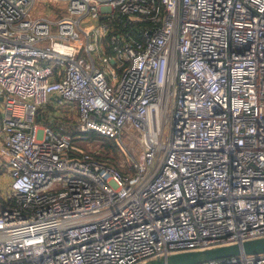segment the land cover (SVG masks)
<instances>
[{
  "label": "built area",
  "instance_id": "1",
  "mask_svg": "<svg viewBox=\"0 0 264 264\" xmlns=\"http://www.w3.org/2000/svg\"><path fill=\"white\" fill-rule=\"evenodd\" d=\"M51 1L56 19L0 0V264H135L264 235V0ZM48 103L77 109L75 134L37 120ZM91 134L123 147L121 167L75 144Z\"/></svg>",
  "mask_w": 264,
  "mask_h": 264
},
{
  "label": "rangeland",
  "instance_id": "2",
  "mask_svg": "<svg viewBox=\"0 0 264 264\" xmlns=\"http://www.w3.org/2000/svg\"><path fill=\"white\" fill-rule=\"evenodd\" d=\"M62 3H64V1H59V3L55 2L52 3L51 0H36V2L34 3V5L31 7L30 9V14L32 17H36L40 14H47L50 15V17H52L53 19H56V16L54 14L55 9L58 10V12L60 14L65 12L64 7L62 6ZM98 18H94L91 17L90 15H86L83 18V23L84 25H89L91 23H97L98 22ZM99 21H102L101 19ZM54 29H56V25H54ZM101 37V36H100ZM92 39H94L92 37ZM46 40H43L41 42H46ZM100 42H104V39H101ZM106 49L105 47H101V51L104 52ZM93 55L95 57V60L97 63H99L101 66H104V64L97 58V53L96 51H93ZM113 69L115 70V66L113 65ZM108 79H110V74H107ZM2 103V101H0V104ZM63 107L66 106H59V107H54L53 111L58 109L59 114L58 117H64L63 121H60V125L64 124L69 130L73 129V125L74 123H76L77 119V113H71V116H67L65 118V116H61V111L64 109ZM50 110H52V107L49 108ZM74 109V108H73ZM45 111V110H44ZM71 112V110L69 111V113ZM44 116V115H43ZM69 117V118H68ZM40 123H43L42 121ZM60 125L58 127H55L56 129L60 130ZM106 141L108 143H115L116 145V150L114 149H109L106 145ZM84 144L86 145L85 147L88 149H91L92 151H104L108 156H116L114 160H110V162H112V164L121 167L120 166V162L122 160L125 159L126 154L124 153L123 147L115 140H109L108 138L105 137H100L97 136L96 134H91V140L89 142H85L83 141ZM123 145L128 147L132 152H134L135 154H138V141L135 139H133L132 137H128L126 135H124V138L122 139ZM5 166V168H4ZM7 164H6V158L4 157V154L1 152L0 150V189L3 191H5V189L8 187L9 183H10V175L7 173ZM127 167H129V165L127 164Z\"/></svg>",
  "mask_w": 264,
  "mask_h": 264
},
{
  "label": "water",
  "instance_id": "3",
  "mask_svg": "<svg viewBox=\"0 0 264 264\" xmlns=\"http://www.w3.org/2000/svg\"><path fill=\"white\" fill-rule=\"evenodd\" d=\"M264 252V235L248 237L230 243H222L197 249L173 251L150 257L135 264H193L205 259L231 254Z\"/></svg>",
  "mask_w": 264,
  "mask_h": 264
},
{
  "label": "trees",
  "instance_id": "4",
  "mask_svg": "<svg viewBox=\"0 0 264 264\" xmlns=\"http://www.w3.org/2000/svg\"><path fill=\"white\" fill-rule=\"evenodd\" d=\"M135 33L137 35H139L140 33L135 31ZM134 33V34H135ZM135 34V35H136ZM52 107V110H50L49 108ZM53 105L52 103H48L44 106H41L38 110V113H37V120L38 121H42L43 123H47V124H50V125H55L57 126L58 125V122L60 123V121L62 122L64 117H58V114L56 113V110H54V114H53ZM45 110V111H44ZM44 115V116H43ZM73 134H75V130L74 129H71L70 130ZM74 141H75V144L79 145V146H83L85 147L86 145L76 136H74ZM106 145L109 149H114L116 150V145L115 143H108L106 141ZM73 153H79L78 151H75V150H72ZM95 154H97V156L101 159V160H104L106 162H109L112 164V162H110V160H114L116 156H108L104 151H93ZM111 158V159H110ZM5 168V166H4Z\"/></svg>",
  "mask_w": 264,
  "mask_h": 264
},
{
  "label": "crops",
  "instance_id": "5",
  "mask_svg": "<svg viewBox=\"0 0 264 264\" xmlns=\"http://www.w3.org/2000/svg\"><path fill=\"white\" fill-rule=\"evenodd\" d=\"M55 15H56V13H54ZM106 51H108V52H110V50H108V48H106ZM66 107H63L64 108V110H63V112H64V116H65V118L67 117V116H71V113H74V114H76L77 113V109L76 108H74V109H70V106L69 105H65ZM71 110V112L69 113V111ZM53 114H54V111H53ZM61 116H62V114H61ZM69 118V117H68ZM60 125V123L58 122V125L57 126H55V125H53L54 127H58Z\"/></svg>",
  "mask_w": 264,
  "mask_h": 264
}]
</instances>
